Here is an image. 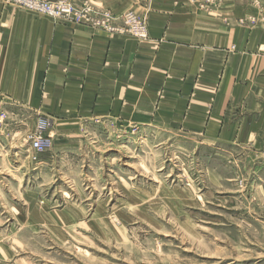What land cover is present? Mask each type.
I'll return each instance as SVG.
<instances>
[{"label": "rangeland", "instance_id": "1", "mask_svg": "<svg viewBox=\"0 0 264 264\" xmlns=\"http://www.w3.org/2000/svg\"><path fill=\"white\" fill-rule=\"evenodd\" d=\"M0 109L25 125L0 130V243L21 264H264V151L91 116L35 160L49 113Z\"/></svg>", "mask_w": 264, "mask_h": 264}, {"label": "crops", "instance_id": "2", "mask_svg": "<svg viewBox=\"0 0 264 264\" xmlns=\"http://www.w3.org/2000/svg\"><path fill=\"white\" fill-rule=\"evenodd\" d=\"M87 1L146 16L148 37L0 0V108L49 113L57 137L95 116L264 151V0H216L209 11L188 0ZM11 248L0 243V264H21Z\"/></svg>", "mask_w": 264, "mask_h": 264}, {"label": "built area", "instance_id": "3", "mask_svg": "<svg viewBox=\"0 0 264 264\" xmlns=\"http://www.w3.org/2000/svg\"><path fill=\"white\" fill-rule=\"evenodd\" d=\"M5 4H13L19 8L28 9L38 14H44L52 19H65L70 22L105 30L109 33L127 34L138 39H146L148 30L146 16L136 12L125 11L113 13L108 9H97L85 0L80 5H75L70 0H1ZM203 11H209L216 5V0H188ZM54 120L49 115H40L36 118L34 128L25 136V141L30 142L35 160L40 158L53 145L51 131ZM22 122L11 119L6 110L0 109V130L9 132L19 129Z\"/></svg>", "mask_w": 264, "mask_h": 264}]
</instances>
